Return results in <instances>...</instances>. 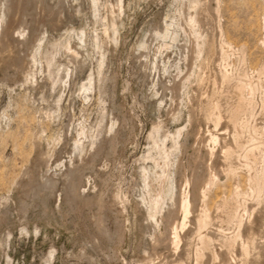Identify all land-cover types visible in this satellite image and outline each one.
<instances>
[{
    "label": "rangeland",
    "instance_id": "obj_1",
    "mask_svg": "<svg viewBox=\"0 0 264 264\" xmlns=\"http://www.w3.org/2000/svg\"><path fill=\"white\" fill-rule=\"evenodd\" d=\"M213 73L237 85L220 101L239 100L240 159L198 201L206 225L180 229L198 232L186 258L169 240L179 199L223 145L210 132L233 136L208 111ZM262 161L264 0H0V264H221L228 247L198 236L233 231L224 202L243 220L262 209Z\"/></svg>",
    "mask_w": 264,
    "mask_h": 264
},
{
    "label": "bare ground",
    "instance_id": "obj_2",
    "mask_svg": "<svg viewBox=\"0 0 264 264\" xmlns=\"http://www.w3.org/2000/svg\"><path fill=\"white\" fill-rule=\"evenodd\" d=\"M187 21H188V24L190 27L195 28V26L197 27V25H198L197 23L199 22V18L197 16L190 15L188 17ZM168 32H169V28H168V26H165L163 31H157V33H155V34H156V37L158 36L159 38L165 39L168 37V34H169ZM194 36H195L194 38L196 41V45H194L195 46L194 52H195V54H200L204 48L203 41H202L203 34L201 32H196ZM211 60L212 59L210 57H207V60H204L205 61L204 64L206 63L209 65ZM208 71H210V70H208ZM210 77H212L211 80L213 81L212 83L214 85L217 83H220L221 87L220 88L216 87L218 89L210 93L211 98L209 97V100H208L209 114L214 117L215 122H217L218 124H220L222 122V117L224 114H226L225 116L227 117V121L225 122V126L226 127L230 126L233 129V136L231 137L232 138V142H231L229 139H227V135H226L227 130L226 129H224V130H226L225 132L218 133V134L214 133L213 131L210 132L209 139L212 141V143H218L219 141H222L223 145L221 146V149L219 151H215L213 149V147L211 149L206 150L207 163L206 164L204 163V172L201 175L195 177L196 178L195 184H198L199 188L198 189L196 188L197 190H194L192 192V194L190 193V191L184 192L181 195V198L179 199L180 200L179 211L182 214V221L180 222L179 219H176L178 221L174 222L175 224H174V227L172 229V236L170 237L169 240H170V245L173 248L172 250L177 251V250H179V248L182 247V255H184V257L186 256V258L190 257V254L194 248L193 247L194 246V238H195V236L198 235L197 230H199L200 227L206 225V221L204 220L205 218L202 219V217H201V214H203L201 212V209L197 208V203H198V201L201 200L205 204L206 199H204V198H206V193L208 191H210L211 188L218 183V180H219L218 175L220 174V172H223L222 174H225L226 176L230 175L231 173L234 172V170L236 169V166L239 165V164L236 165V160L238 161L240 159V147L242 145V142H241L242 141V139H241L242 138L241 137L242 136V127L237 122L238 114L241 110L239 100L237 99L238 101H237L236 105L231 104L230 102L226 103V105H223L220 101L222 97H225V96L228 97L229 90L231 88H233L234 86L237 87V85L234 82H232L231 79H229V77L225 73H220L219 75H215L213 73V76L210 75ZM188 78H189V76H188ZM213 87L214 86H212V88ZM203 95H204V93H203ZM224 99L225 98H223V100ZM227 100L228 99H226V101ZM223 112H224V114H223ZM158 130L159 129H157V132H159ZM180 134H181V130L178 132V136ZM156 135H157V133H156ZM153 139H154L155 146L158 145V149L160 150L159 152L163 154V156L161 155L160 158H158V159H162L163 161H166L168 158V154L165 151L164 141L162 143L160 141L161 144H159L158 140H156L155 138H153ZM173 140H175L174 142L177 143L176 138H174ZM220 144H222V143L220 142ZM148 157L153 159L156 163V161H157L156 158H153L150 155ZM262 164H263V161H262ZM216 166L217 167L219 166V168L217 169ZM262 166H263V168L258 173H256V175L254 176V184H253L254 193H255L258 200H260V198H261L260 196H262V197L264 196V164ZM162 175H161V177H159V179H160L159 182L164 181V177ZM188 183H190V182H188ZM172 192L173 191L171 188H167V190H165L163 188L159 189L155 198L150 200L151 206L149 207V210H150L149 215H151V217L155 216V213L160 208L164 197L169 195L170 193L172 196V194H173ZM252 206H254V205H252ZM220 208L222 209V212H225L228 215V217L230 216L229 220L227 217V220H228L229 226L230 225L233 226L231 228L233 231L230 234H223L221 231H218L217 233H214V231L213 232L210 231L211 233H206L205 235H203L204 234L203 233L202 236L199 234V236H198V238L200 237L199 240L202 242H206V244H208V245H213V243H216L214 241L218 240L219 244L222 248L225 246L228 247L227 250L224 253H222L221 264H262V261H264L263 260L264 259V247H261L259 242H257L258 238L256 236H257V230H260V233L264 234V206L262 207V209L259 208L260 210L259 209L256 210L257 209L256 207H255L256 209L251 208L252 210H250L251 213L249 212L250 214H249L247 220H243L242 218L238 217V215L235 213V208H234V205L232 204V202L231 203H225L224 202ZM203 209L204 208H202V210ZM196 212H197V214H195ZM191 214H192V216H194L197 219V223H198L197 230L195 229V232L190 231L188 233H185V234L182 233L181 234L180 229L184 228L186 220H189ZM204 214H206V213L204 212ZM210 214L211 213H209V215ZM246 217H247V215H246ZM206 220H207V218H206ZM194 223H195V221H194ZM260 236H261V234H260ZM195 249H196V247H195ZM256 249H258L257 253H255V251H254ZM236 251H239V254H240L239 259H236V257H238V256L234 255ZM251 252H254L255 254L253 255ZM195 254H196V259H197L198 258L197 257L198 256L197 250L195 251ZM220 255H221V253L219 254V256ZM218 260H220V259H218ZM216 263H217V261H216ZM159 264H165V262L164 263L162 262ZM219 264H220V262H219Z\"/></svg>",
    "mask_w": 264,
    "mask_h": 264
}]
</instances>
